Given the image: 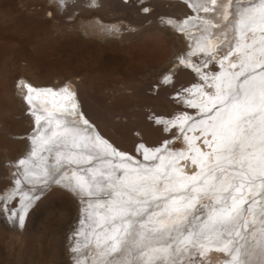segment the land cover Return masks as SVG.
<instances>
[{"label": "rangeland", "instance_id": "374dc122", "mask_svg": "<svg viewBox=\"0 0 264 264\" xmlns=\"http://www.w3.org/2000/svg\"><path fill=\"white\" fill-rule=\"evenodd\" d=\"M73 1L77 6V0ZM53 2L46 4L45 0H0V194L6 191L17 193L24 189V186H31L27 180L22 186L19 178L17 179L18 174L19 176L22 174L24 179L34 178L35 175L25 172L29 167L23 169L21 174L16 171L12 173L13 171H8V168L11 165L21 166L19 163L21 160L33 158L32 153L37 152L42 144L41 142L38 145L33 144L30 140L31 135L38 129L31 124L34 120L30 112L25 111L18 92L22 82L27 79H24V76L37 81H49L51 85H47L48 89L55 87L54 91L60 93L59 95H64V89L67 88L68 91L72 88V83L75 84L84 109L89 112L91 118L97 121L104 132L120 146L130 150L135 146L137 141L135 138L155 144L154 142L162 138L178 135L171 132L173 128L165 131L164 124L158 122L156 114L174 118L182 110H195L188 107L182 98L183 89L186 87L189 89V83L194 80V73L190 67L176 62L179 60L178 55L186 52L188 46L183 40V34L169 22L170 17H181L186 12L187 5L184 1L103 0L100 5H95L96 7L84 3V10L76 11H74V8H78L76 6L69 10L67 5L60 4L58 0ZM108 4H114V12L110 14L105 11ZM143 5H146V8H143ZM96 15L107 21L110 26L101 31L87 27L90 22L97 20ZM129 21L142 23L141 27H138L140 29H136L141 35L127 39V34L133 32L127 23ZM153 27L163 30L166 43L156 42L142 34V30H152ZM141 66L145 68V72H142ZM168 73L169 76L164 78ZM160 81L166 86L176 84L174 87L161 90L158 94L156 89ZM58 86L61 87V91ZM41 88L44 89L46 86ZM177 99L179 100L176 102ZM80 110L83 115V108L80 107ZM159 118L162 120L163 117ZM138 130H142L141 135L138 134ZM149 130L154 136L149 134ZM177 143L179 144V140ZM140 149L141 146H138V152L136 151L139 155ZM56 174L50 175L49 178L46 176L47 172H43L36 177L43 179L46 176L48 181L42 186L39 183L36 185L38 190L35 193L40 192L39 197L44 200L32 215L26 231L18 233L15 227L9 229L0 223V264H77V260L81 264H87L88 260L93 262L92 264H97L93 261L100 250L97 244L95 250L88 249L86 252L89 258L82 250L76 251L81 255L73 251L76 245L72 242V235L77 229L86 201L83 202V198H78L61 184L62 179ZM89 176H92L91 171L87 174V177ZM254 191L253 188L248 189L244 198L250 202ZM104 196V200L114 202L109 195ZM216 199L215 196L203 199L205 203L202 204L204 206L202 212L199 202L191 210L195 209L193 215H200L201 219L212 215L209 205ZM7 201L6 199L5 203ZM26 201L20 198L15 206L18 205L17 209L21 211L23 207L25 208ZM96 205L98 206L97 203ZM2 208L0 202V210ZM33 209L22 216L25 223ZM153 210L154 214H160L158 208L154 207ZM254 215L255 213L250 212L246 216L250 225L255 220ZM192 216H186L185 219L181 216L166 218L161 222V226L179 227L182 221L187 220L193 223L195 220L191 219ZM93 217L95 216L92 215ZM154 217L152 215V221ZM116 231L123 232V228ZM95 232L92 230L87 236H80V239L84 238L85 249ZM260 233L261 230L255 229L251 236ZM126 235L125 232L124 236ZM97 237L96 243L100 241L99 235ZM119 248L123 251L122 244ZM197 250L199 251V247ZM209 250L206 247L205 254L199 256L193 252V245L186 244L180 246L179 254L163 255L165 264H172L176 260H181L182 264L221 262L226 264L227 259H231L220 252ZM96 251L97 253L93 254ZM122 251L112 254H120ZM146 252L154 256L153 249ZM142 259L144 260V257ZM156 259L157 257L155 261H151L149 257L145 264H156Z\"/></svg>", "mask_w": 264, "mask_h": 264}, {"label": "snow or ice", "instance_id": "6c2138e0", "mask_svg": "<svg viewBox=\"0 0 264 264\" xmlns=\"http://www.w3.org/2000/svg\"><path fill=\"white\" fill-rule=\"evenodd\" d=\"M216 3L217 0H211L213 6ZM60 4H63V0H60ZM202 10L205 13L209 11L208 7H203ZM238 23L242 31L251 33V42L236 47L230 45L220 60V67L224 69V61L239 53L243 57L238 61L240 71L222 70L209 78L200 67L190 65L184 59L180 61L185 67L191 68L195 74L194 79L199 78L203 81L192 85L200 99L186 101L187 106L197 109L200 115L198 118H190L187 114L177 115L168 124L172 128L179 126L188 151L195 153L194 155L188 156L182 150L171 152L169 145L173 140L179 139L175 134L173 139H166L158 148H143V161L150 163L134 160L133 157L117 151L99 136L94 138L93 151L98 149L104 152L105 157L111 156L119 161L118 165H113L111 160L104 159L103 162L109 167L99 173L101 181L97 183L111 185L112 189L108 195L119 197L118 202H113L111 206L105 208L104 222L118 223L129 238L139 239L143 244V247L137 250V255L141 258L139 264H145L142 258L147 255L146 249L153 243L158 245L153 248V252L159 254L156 264H165L163 254H179L180 246L186 244L193 245V252L203 256L206 250L205 239L214 243L215 250L231 256L226 264H240L241 249L232 247L228 238L233 235L242 238L243 230L256 227L255 220L250 225L244 216L254 212L258 200L264 199V0H260L258 5L246 6ZM257 31L260 34L259 39L256 36ZM206 39L210 45V39L207 37ZM208 45L200 48V52L208 57L203 61L204 67L213 63L214 53ZM189 54L196 55L195 52ZM237 66V63L229 60L230 69H236ZM240 77H243L242 82L234 85L233 81L239 80ZM183 91L188 92L189 89ZM64 92L67 93L66 88ZM31 99V95L25 97L29 103ZM53 108H57L55 102ZM64 112L66 115H58L55 111L45 110L36 116V120L44 119L47 124L41 142L62 145L68 149V155L63 159L71 164L76 163L75 157L80 155L75 149L80 148L82 144L86 147L87 142L93 138L87 135L91 127L89 122L84 120L81 126L79 121L82 114L76 111L75 105L65 108ZM157 119L158 122H163L160 118ZM190 121L189 127L185 128L184 125L189 124ZM193 126L200 127L204 136L202 143L209 151L205 152L194 145L192 139L186 135L188 131L195 130ZM168 130L166 126L165 131ZM165 153H170L167 162H165ZM86 154L89 162L98 158V155L94 157L92 152ZM177 159L190 160L191 164L196 166V170L191 175L183 173L175 166ZM19 163L23 165L25 161L21 160ZM117 169L121 174L113 175ZM230 172L232 174L229 177ZM226 182L227 186H225ZM246 185L256 190L250 202L244 199L243 195L240 197L233 195L234 192H242ZM77 187L84 189L83 184L78 183ZM92 188L93 185L88 186L90 196L93 195ZM161 189L168 195H159ZM213 196L227 198L209 205L212 215L203 219L196 214L191 217L192 220L205 225L208 236H205L204 230L199 227L195 231H190L191 220L182 221L181 227L150 229L147 237L143 234L137 235V228L142 233L146 223H154L151 219L153 213L150 211L153 207L160 210L162 220L178 218L187 215L201 200L211 199ZM244 205H247V208ZM203 207L200 206L201 212ZM260 216V228L264 230V211ZM19 221L22 226V216L19 217ZM100 226L103 227V223ZM212 233H217L222 238L213 242L210 239ZM121 239L119 234L107 237V240L111 241L107 244L110 252L120 251L117 244ZM73 251L76 252L78 249L74 248ZM101 255L104 253L101 252ZM77 264L81 262L77 260ZM133 264H136L135 260ZM172 264H182V261L176 260Z\"/></svg>", "mask_w": 264, "mask_h": 264}, {"label": "bare ground", "instance_id": "6f19581e", "mask_svg": "<svg viewBox=\"0 0 264 264\" xmlns=\"http://www.w3.org/2000/svg\"><path fill=\"white\" fill-rule=\"evenodd\" d=\"M58 1L60 3V0H58ZM72 1L73 0H63V5L64 4L67 5L68 9L71 10V9H73L74 6H76L73 4L74 1L73 2ZM101 1H103V0H77L78 5L76 7H78V8H74L75 9L74 11L79 10V9L84 10V8H83L84 3H86L87 5L91 4V6L96 7V6H98V4L100 5L102 3ZM178 1H181V0H178ZM182 1H184L187 5L186 12L181 17L175 16V17L169 18V22L175 26L176 30L179 33L183 34V40L186 41L187 46H188L186 49V52L178 55L179 60H176V62L181 63L180 61L182 59H184L188 62V64L196 65V66L200 67L201 71L206 72L207 75L209 76V78L217 75L222 70L228 71V72L240 71L241 69L239 67L238 61L243 58L241 54L238 53L237 55H234L233 57L229 58V60L231 62L237 63L238 66L236 69H230L228 67L229 60L224 61V69H221L220 60H221L223 54L225 52H227L230 45L233 47H236L237 45L242 46L245 43L251 42V33L247 32V31H242L240 29V27L238 26L239 25L238 22H239L241 13L244 11V8L246 6H248L249 4L258 5L260 0H217V3L215 6H213L211 4V0H182ZM45 2H46V4L47 3H54L53 0H45ZM72 4H73V6H71ZM203 7H208L209 11L207 13H205L202 10ZM143 8H146V5H143ZM198 8L201 10H197ZM92 9H94V8L92 7ZM105 11L108 14L114 12V4H108V7H106ZM95 17L97 20L95 19L96 21L90 22L89 25L87 26L91 30L97 29L98 31H101V30H104L105 28H107V26H110L107 24V21L102 19L100 16L96 15ZM150 17H153V16H150ZM127 23L129 24V28H131V30L133 31V32H131L130 35L127 34V36H128L127 39L128 38L130 39L134 35L135 36L141 35V32L140 31L137 32V30L140 29V28L138 29V27H141L142 23H138V22L137 23H131L130 21ZM153 29H155V30H153ZM153 29L152 30H147V29L142 30L143 31L142 34H145V37L148 39H152V40H154L156 42H160L162 44L166 43V40L163 37V30L161 31L160 28H154V27H153ZM123 30H126V29H123ZM134 30H136V31H134ZM139 32H140V34H139ZM106 33H107V31H106ZM256 36H257V39L260 38V34L258 31L256 33ZM139 37H141V36H139ZM206 37L210 39V45H208V39H206ZM144 44H146V43H144ZM205 45H208L210 50L214 53V55L212 56L213 63L209 64L207 67L203 66V61L206 60L208 57L205 55V53L200 52V48L204 47ZM191 52H195L196 55H190L189 53H191ZM145 66L143 65V67H145ZM141 67H139V68H141ZM146 68H147V66H146ZM144 69L145 68H143L142 72H145ZM166 76H169V73L165 74L164 78ZM23 78L24 79L27 78V79L25 81L22 80L23 81L22 85L19 87L20 90H18V92L20 93V99H21L22 103L24 104L25 111L26 112L29 111L30 115L32 116L31 118H33V120H34V123H31V124H34V127L38 129V130L36 129L37 131L31 135L30 140L33 142V144L38 145L41 142V138L44 135L45 129L47 128L46 121L44 119L37 121L36 116L42 114L45 110H47L48 112H54L55 111L56 114H58V115H66V113L64 112V109L65 108H71L72 105H75L76 111L80 114H81L80 107L83 108V115L81 116L79 122H80L81 126H83L84 120H87L89 122V125L91 127L88 130L87 135H90L93 139L87 142L86 147L82 144L80 148L75 149V151L80 154V155L75 157V160L77 161L76 163L69 164V163H66L64 161L63 157L68 155V149H66L62 145L44 144L41 142L43 145L40 144L39 147L37 146L38 151L34 152L35 153L34 157H33V155H31L33 158H29V159L25 158L24 159L25 164L23 166L22 165L21 166H13V165L10 166L9 165L10 167L8 166L9 167L8 171L9 170L13 171L12 173H14L16 171L17 173H20V174H21L23 169H26L27 167H29V168H27L28 170H26L25 172L31 173V174L35 175V177L24 179V176L22 174L20 176L18 174L17 179L19 178V182L21 183L20 185L24 186L25 185L24 181L27 180L29 183H31V186H29V187L24 186V189H21L17 193L14 192L15 194L12 192L10 193L8 191H6L5 193L2 192L0 194V202L3 205V208L0 210V211H2V214H0V223L9 229L15 227V230L18 233L20 231L21 232L26 231L32 215L35 213L37 207L40 204H42L41 201L44 200V199H41L39 197V196H41L40 192L35 193L36 190H38L37 189L38 186L36 187V185H38V183H39L42 186L43 183L48 181V178H46V176L49 177L50 175H55L57 173L56 176L60 177L62 179L61 184H63L66 188L70 189L74 193V195H76L78 198H80V197L83 198V202L86 201L85 205H83L84 203L82 204L83 207L85 206L84 207L85 209L83 211L81 218L79 219V223L76 226L77 229L73 232V235H72V242H73V244L76 245V248L78 250H82L83 254H84L88 251V249L90 251L95 250L96 249L95 246L97 244L98 245L97 247H99V249H100V250H98L99 254L96 255L95 258L93 259V261L97 262V264H133L134 260L136 261V264H139L140 258H137V256H138L137 250H138V248L143 247V244L139 241V239L137 238V239L133 240V239L129 238L128 234L126 235L127 237L124 236L125 235L124 230H123V232H120V233L118 231H116V229L118 230L119 228H122L121 225L118 223L112 224L110 222L109 223L104 222L105 221V215H106L105 208H107L113 204V202H110V200H109V202L106 199L104 200V198H105L104 195H108V193L111 191V189H108V188L112 187V186L108 187V184H104L103 182H100L98 184L97 182L101 181L99 173L101 171L107 170L109 167V165L107 163L103 162L104 159L111 160L113 165H118L119 161L117 159H115L114 157H111V156L105 157L104 152L99 151L98 149H97V151H93V144L95 143L94 138L96 136H99L103 140L107 141L108 144L112 145V147L115 148L117 151L124 153L125 155L133 157L134 160L144 162L143 161V148H150V149L151 148H158L163 144V142L166 139L171 140V139H173V137L172 138H169V137L162 138L158 142H154L155 144L149 143L144 139L141 140V139L135 138L137 141L135 142V146L132 148V150H133L132 151L130 149H127L125 146H120L112 137H110L108 134H106L104 132L103 127L100 126V124L97 121H95L94 119L91 118V116L88 114L89 112L87 113V111L84 109L83 102L80 99L79 91H78L75 84L72 83V88L68 89L66 94L62 91L64 95H59L60 93L57 94L54 91V89H56L55 87L53 88V86H52L53 90H51L52 88L48 89L47 85H51L49 81H37V80L31 79V78L26 77V76H24ZM239 79H242V77H240ZM242 80L233 81V83L235 85L236 83L242 82ZM209 82H211V80H209ZM160 83H161V81H160ZM160 83L159 84L157 83L158 88L156 90H158V94H159V92H161V90L163 91L164 89H168L170 86L174 87V85L176 84V83H173V84H169L168 86H166V84H164V83L160 84ZM197 83H203V81L200 80L199 78H197V79H194L192 82L189 83V85H188L189 91L184 92L183 96H182L185 103L188 100L195 99L198 101L200 99V96L198 94H196V89L192 88V85L197 84ZM44 86H46V88L42 89L41 87H44ZM58 88H59V86H58ZM30 89H31V91H30ZM60 89H61V87L59 88V90ZM56 91L58 92V90H56ZM205 91H209V90L205 89ZM53 93L55 94V96H53ZM178 94H180V92ZM29 95H31V98H32L31 103H29L25 100V97L29 96ZM178 100L179 99H177L176 102ZM53 102H55L57 104L56 109L53 108ZM163 102H165V100ZM23 104H22V107H23ZM80 104H81V106H80ZM182 114H187L190 118H198L200 115V113L197 109H195V110H186L185 109L179 113V115H182ZM28 117H27V119H28ZM156 117H158V118L163 117L162 118V121H163L162 123L164 124L163 126L164 127L167 126L169 129L172 128L171 125L168 124L169 121L173 120V118L171 116L156 114ZM73 118L75 119V115H73ZM190 124H191V121L189 122V124L184 125V127L187 128V127H189ZM41 125H43V127H41ZM193 127H195V130L194 131H188L186 133V135L190 139H192V142L194 145L201 148L205 152L209 151V149L207 147H205L204 144L202 143L204 136L201 133L200 127L199 126H193ZM142 130H138V134L141 135ZM145 130H147V129H145ZM171 132L177 133L178 135H176V136L179 137V139H178L179 144L177 143L178 140L177 141L174 140L173 143L169 145L171 152H177V151L182 150L188 156H192L195 154L193 152L188 151L187 143L184 141L183 136L180 134L179 126L176 128H173V131H171ZM149 134L153 135V133L150 132V130H149ZM31 145H32V143H31ZM138 146H143V147H141L142 149H140V155L138 153H136ZM87 152H92V155L94 157H96L98 155V158L93 159L91 162H89L88 156L86 154ZM169 154L170 153L164 154L165 155V162H167ZM49 157L51 159H49ZM144 163H150V162H144ZM156 163H159V161H156ZM175 166L177 168H179L183 173L188 174V175H191L192 172L194 170H196V166L192 165L190 160L185 161V160L177 159ZM89 171H91L92 176L87 177V174ZM43 172H47V175L45 177H43V179L36 178V177L40 176ZM119 174H121L119 169H117L116 172H113V175H119ZM231 174L232 173L230 172L229 177L231 176ZM78 183L84 185L83 190H81L80 188L77 187ZM89 185H93V188L91 189L93 191V195H91V196L88 195V186ZM105 186H107L108 188H105ZM225 186H227V182L225 183ZM248 189H251V188L246 185L242 189V192H243L242 194H240L241 192H234L233 195H235L237 197H240L241 195H243V198H244L245 197L244 195H245V193H247ZM23 193H25V194H23ZM101 193H103V194H101ZM19 195H20L21 200H24V199L27 200L25 202V204H26L25 208L23 207L21 209V211L17 209L18 205L15 206L16 202H19V200H20ZM159 195L166 196V195H168V193L164 192L161 189V191L159 192ZM215 197H217L216 201H221V202L223 199L227 198V197H220V196H215ZM109 198H110V196H109ZM111 198L113 199L114 202L119 201L118 200L119 198L116 196L115 197L111 196ZM6 199L8 200L7 203H5ZM244 199H246V198H244ZM102 200H104V201H102ZM259 200H261V201L257 205L254 206V212H253V213H255L254 218H255L257 226L255 228L249 227L247 229L248 231L243 230L241 232L242 238H238L235 240V238H236L235 235L228 238L231 240V246L232 247H240V249H241V253L239 256L240 264H244V263L245 264H264V230H261V228H260V219H261L260 213L262 211H264V208H263L264 207V199H259ZM14 202H15V204H14ZM96 203L98 204V206L96 205ZM203 203H205V200L200 201L201 205ZM102 205L104 207H101ZM28 206H30V207H28ZM196 206H194V207H196ZM34 207H35V209H33ZM153 208L150 211L153 213V216H155L154 220H153L154 223H152V224L146 223L145 230H143L142 233L137 228V235L138 236L140 234H143L145 237H147L148 236V230L153 229V228H161L162 227L161 222L163 220H165L166 218H164L162 220L161 216H160L161 214L155 213V214H157V215H155L154 214L155 211L153 210ZM245 208H247V206ZM31 209H33V210L28 215L29 217H28L27 222L25 223L24 218H23V224L21 226L20 221H19V217L25 216V214H27ZM194 211H195V209H194ZM194 211H190L189 213H187V215H181V218L185 219L186 216H192L193 213H195ZM247 214L244 216L245 220H246ZM92 215H94L95 217L92 218ZM96 216H98V217H96ZM90 218H92V219H90ZM134 219H135V217H134ZM145 219H147V218H145ZM102 223H103V227L100 226ZM88 225H90L91 227H88ZM114 226H116V227L114 228ZM181 226H182V224L179 227H181ZM172 227L173 226H171L169 228H172ZM197 227H199V229H203L204 235L208 236L207 229L205 228V225L199 223V221H197V220H195L193 223L191 222L190 231H195L197 229ZM96 229H97V232H95ZM255 229L261 230V233L259 235L257 234V235H254L252 237L251 234H252V232H254ZM92 230H94L95 233H93V235H92V238L90 240L91 242L90 241L87 242L88 245H86V249H85L84 245H83V242H84L83 237L85 235L87 236L90 233V231H92ZM113 233L119 234L120 237L123 239V240L121 239V242L119 244H117L118 248L121 247V244L123 247L122 248L123 251L120 250V251H122L120 254H118V253L112 254V252H110V249L107 247V244L111 243V241L107 240V237L113 235ZM82 235H83V237L80 239V236H82ZM97 235H99V237H100V241L98 243L95 242V240L98 239ZM221 238L222 237H220L217 233H212L210 236V239L213 242L215 240L221 239ZM250 239H251V241H250ZM204 243H205L206 247L209 248L210 250L217 251V250H215L214 243H210L209 239H205ZM125 245H126V247H125ZM156 246H158V245L153 243V245L148 247L146 249V251L153 249ZM197 247H198V245L196 246V248ZM119 249H121V248H119ZM101 252H103L104 255H101ZM217 252H220V251H217ZM74 253H76V252H74ZM96 253H97V251L93 252V254H96ZM220 253H222V252H220ZM76 254H80V253H76ZM76 254H74V256H76ZM222 254L227 255L228 258H231V256L229 254H226V253H222ZM86 255H87V253H86ZM147 255H148V257H144V261L148 260L149 257H151V261H153V260L155 261V257H157L159 254L154 253L155 257L153 256V254H150V253ZM88 256L89 255H87V257ZM227 261H228V259H227ZM92 263L93 262H90L89 260L87 262V264H92ZM219 264H224V262H221Z\"/></svg>", "mask_w": 264, "mask_h": 264}, {"label": "water", "instance_id": "95a60500", "mask_svg": "<svg viewBox=\"0 0 264 264\" xmlns=\"http://www.w3.org/2000/svg\"><path fill=\"white\" fill-rule=\"evenodd\" d=\"M239 24V23H238ZM239 26V25H238ZM240 27V26H239Z\"/></svg>", "mask_w": 264, "mask_h": 264}]
</instances>
